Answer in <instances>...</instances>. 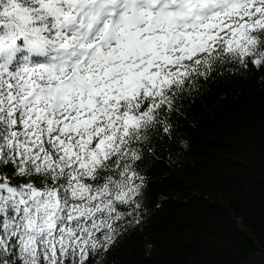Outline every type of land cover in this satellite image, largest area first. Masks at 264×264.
I'll return each instance as SVG.
<instances>
[{
  "label": "snow or ice",
  "instance_id": "6c2138e0",
  "mask_svg": "<svg viewBox=\"0 0 264 264\" xmlns=\"http://www.w3.org/2000/svg\"><path fill=\"white\" fill-rule=\"evenodd\" d=\"M253 71L264 0H0V264H107L156 152Z\"/></svg>",
  "mask_w": 264,
  "mask_h": 264
},
{
  "label": "trees",
  "instance_id": "16d2710c",
  "mask_svg": "<svg viewBox=\"0 0 264 264\" xmlns=\"http://www.w3.org/2000/svg\"><path fill=\"white\" fill-rule=\"evenodd\" d=\"M261 76L208 84L182 127V155L160 149L149 165L142 229L119 243L107 264H242L255 251L264 258Z\"/></svg>",
  "mask_w": 264,
  "mask_h": 264
},
{
  "label": "rangeland",
  "instance_id": "374dc122",
  "mask_svg": "<svg viewBox=\"0 0 264 264\" xmlns=\"http://www.w3.org/2000/svg\"><path fill=\"white\" fill-rule=\"evenodd\" d=\"M242 264H264V258H263L262 254L260 252L255 251Z\"/></svg>",
  "mask_w": 264,
  "mask_h": 264
}]
</instances>
